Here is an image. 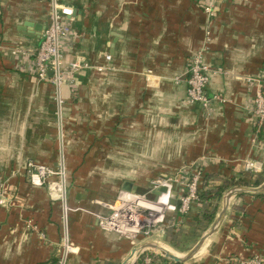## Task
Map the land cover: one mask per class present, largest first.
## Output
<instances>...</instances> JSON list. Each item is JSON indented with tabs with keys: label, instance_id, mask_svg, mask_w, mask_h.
I'll list each match as a JSON object with an SVG mask.
<instances>
[{
	"label": "crops",
	"instance_id": "1",
	"mask_svg": "<svg viewBox=\"0 0 264 264\" xmlns=\"http://www.w3.org/2000/svg\"><path fill=\"white\" fill-rule=\"evenodd\" d=\"M61 1L74 10L65 62L106 66L79 71L62 91L69 202L79 208L70 215L78 247L70 264H121L148 240L184 255L230 189L264 182V129L253 108L264 89V0H212L214 17L204 11L210 0ZM48 15L49 0H0V180L13 196L11 206L0 205V264H52L58 255L61 203L28 179L31 163L58 159L55 87L35 73ZM200 50L212 69L208 107L187 100L190 62ZM196 167L204 172L200 197L210 198L185 216L169 212L164 233L156 227L132 243L99 227L97 215L108 211L97 200L114 201L126 181L143 192L154 178L186 179ZM181 195L178 187L174 200ZM191 223L203 227L197 240L174 248L168 230ZM255 254L264 259V190L233 196L191 259L160 255L157 264H240Z\"/></svg>",
	"mask_w": 264,
	"mask_h": 264
},
{
	"label": "built area",
	"instance_id": "2",
	"mask_svg": "<svg viewBox=\"0 0 264 264\" xmlns=\"http://www.w3.org/2000/svg\"><path fill=\"white\" fill-rule=\"evenodd\" d=\"M208 16L216 14L212 0L204 5ZM48 24L43 30L42 40L35 53L36 77L42 81H50L55 87L56 117L58 123V159L55 166L48 164H30L29 183L34 187L47 186L51 198L61 203V238L58 246L57 259L52 264H70L71 257L78 252L70 231V215L78 210L69 202V172L65 153L64 131V97L63 87L72 82L73 76L86 68L103 71L106 66L91 65L87 62L73 60L68 63L64 60L62 42L73 32L72 21L74 10L61 0H49ZM110 60L111 55L107 54ZM51 72V75H50ZM212 69L206 61L202 50L198 51L190 62L187 77V100L208 107L210 100L206 88L211 80ZM253 108L258 129H264V89L258 88L253 99ZM259 131V130H258ZM246 167L255 172L261 170V164L256 161H247ZM204 176L203 169L196 167L192 174L184 179L178 177H157L150 181L146 191H132L122 189L114 201L97 202L107 209L106 214H98V225L101 229L118 233L132 243H137L141 237L150 238L157 227L158 233H164L168 226L167 215L177 212L187 215L192 207L200 201V184ZM166 191L156 198V191L160 188ZM178 187L182 189L180 203L174 200V192ZM13 196L6 181L0 180V205H12ZM161 254L153 250H145L139 257L138 264H157ZM240 264H264L261 255L255 254L242 259Z\"/></svg>",
	"mask_w": 264,
	"mask_h": 264
},
{
	"label": "water",
	"instance_id": "3",
	"mask_svg": "<svg viewBox=\"0 0 264 264\" xmlns=\"http://www.w3.org/2000/svg\"><path fill=\"white\" fill-rule=\"evenodd\" d=\"M123 188L125 190H132L136 191V187H134L133 183L130 181H126ZM264 190V182L257 186V187H251V188H245V187H234L230 189L226 195H225V201L224 205L218 214L217 218L211 225V227L199 238V240L196 242V244L184 255H178L177 253L173 252L166 246L154 241V240H148L140 244L138 247L134 248L132 251V254L130 257L122 262L121 264H135L142 252L145 250H154L159 252L161 255L168 257L176 262H186L189 259H191L202 247L204 242L218 229L219 225L223 221L224 217L226 216L227 210L230 206L231 198L235 195L241 194L245 191H254V192H260ZM166 191V188L162 187L160 190L156 191L155 198L162 192ZM180 203V200L177 202Z\"/></svg>",
	"mask_w": 264,
	"mask_h": 264
},
{
	"label": "trees",
	"instance_id": "4",
	"mask_svg": "<svg viewBox=\"0 0 264 264\" xmlns=\"http://www.w3.org/2000/svg\"><path fill=\"white\" fill-rule=\"evenodd\" d=\"M220 195H221V193H219V196ZM202 197L204 198V200L202 199ZM202 197H200V201H199L202 204H203V202H205L206 200H208V198H210V197H205V195H203ZM205 216H206V218L209 221H212L213 218H214V214L207 215V213H206ZM174 229L175 228L172 227L167 232L168 242L174 248L184 250V248H186L185 247L186 246L185 244H187L190 241L197 240V238L199 236L198 234H200L202 232L203 227L198 226V224H192L191 223L187 227H185L184 229L183 228L182 229L180 228L178 231H175L173 233L172 230H174Z\"/></svg>",
	"mask_w": 264,
	"mask_h": 264
}]
</instances>
